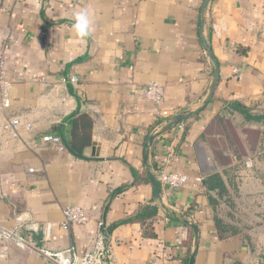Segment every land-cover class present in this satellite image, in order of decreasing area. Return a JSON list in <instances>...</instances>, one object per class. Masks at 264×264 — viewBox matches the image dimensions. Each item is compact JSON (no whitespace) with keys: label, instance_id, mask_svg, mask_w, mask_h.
<instances>
[{"label":"crops","instance_id":"1","mask_svg":"<svg viewBox=\"0 0 264 264\" xmlns=\"http://www.w3.org/2000/svg\"><path fill=\"white\" fill-rule=\"evenodd\" d=\"M205 2L0 0L10 100L0 84V264L89 252L102 223L114 264H189V224L200 232L195 264H232L238 253L260 264L264 0ZM82 9L92 27L80 39L72 24ZM214 61L220 79L206 104ZM151 82L165 89L160 108L144 96ZM192 112L183 129L174 124ZM82 115L91 143L61 152L54 128L68 134ZM160 169L189 177L178 190L160 183L162 201L151 183ZM71 206L89 221L65 230Z\"/></svg>","mask_w":264,"mask_h":264},{"label":"built area","instance_id":"2","mask_svg":"<svg viewBox=\"0 0 264 264\" xmlns=\"http://www.w3.org/2000/svg\"><path fill=\"white\" fill-rule=\"evenodd\" d=\"M5 69V56L2 52H0V84H3V94L5 96L4 104L5 106H9V90L8 84L5 80ZM71 84L79 86L78 78H72ZM144 96L146 100L154 104L157 108H160L165 99V89L160 83L151 82L145 88ZM11 125L12 128L17 130L20 126V122L18 120H14ZM177 127L179 129H183V125L181 123L178 124ZM50 142L57 146L61 152L68 150L58 136L51 138ZM159 179L163 186L169 187L173 190H178L186 186L189 182V177L186 173L181 171L170 172L166 169L159 170ZM88 221L89 216L83 208L79 206H71L64 210V223L62 226L65 230H68L73 224H86ZM100 225L102 230L97 236V244L93 250L72 255H67L65 252H44L45 257L55 264H114L111 251L106 245L104 224L102 223Z\"/></svg>","mask_w":264,"mask_h":264},{"label":"trees","instance_id":"3","mask_svg":"<svg viewBox=\"0 0 264 264\" xmlns=\"http://www.w3.org/2000/svg\"><path fill=\"white\" fill-rule=\"evenodd\" d=\"M72 120V128L69 130V133H66V127L59 125L54 128V131L57 132V136L60 137L62 143L66 146L67 149H70L76 154L81 155L84 151V149L91 143V131L89 130V127H91L92 122L90 119H88L86 116H73L70 118ZM68 119V120H70ZM67 120V121H68ZM180 121H174L175 125H178ZM170 127H167V130H170ZM155 169L158 170V166ZM116 195V194H114ZM158 209L157 208H152L148 207L145 215L146 214H157ZM139 217H142L141 215ZM132 219H127L122 221L120 224H126L129 222H132ZM221 228V226H220ZM192 245H189V252L191 253ZM261 263L264 264V254L261 256ZM237 263V262H236Z\"/></svg>","mask_w":264,"mask_h":264},{"label":"water","instance_id":"4","mask_svg":"<svg viewBox=\"0 0 264 264\" xmlns=\"http://www.w3.org/2000/svg\"><path fill=\"white\" fill-rule=\"evenodd\" d=\"M212 0H206L205 2V8H207L209 6V4L211 3ZM204 44L205 46H208L207 44V41L204 40ZM209 55L210 57H212V52L209 51ZM214 65H215V71H214V75H213V82H212V87H211V90H210V94H209V97L207 98L206 100V104H208L215 91H216V88H217V84L219 82V79H220V72H219V68H218V64L214 61ZM196 112H192L190 114H187V115H179L177 116V120L179 121H183V120H186L187 118H190L192 117L193 115H195ZM154 138H151L150 140V144L147 146V152L149 153L150 151V145L152 144ZM72 154H74L73 151H71L70 149H68ZM151 183H152V186L154 188V193H155V197L159 200V201H162V195H161V184H160V181L156 178L155 175H151ZM189 226L193 229L194 231V235H195V249L190 257V260H189V264H195L196 262V256H197V253H198V247H199V229L196 225L194 224H189Z\"/></svg>","mask_w":264,"mask_h":264},{"label":"clouds","instance_id":"5","mask_svg":"<svg viewBox=\"0 0 264 264\" xmlns=\"http://www.w3.org/2000/svg\"><path fill=\"white\" fill-rule=\"evenodd\" d=\"M72 31L74 36L83 39L89 35L92 27V20L87 9H82L73 14Z\"/></svg>","mask_w":264,"mask_h":264},{"label":"rangeland","instance_id":"6","mask_svg":"<svg viewBox=\"0 0 264 264\" xmlns=\"http://www.w3.org/2000/svg\"><path fill=\"white\" fill-rule=\"evenodd\" d=\"M257 255V254H256ZM263 254L260 255V260L259 258L257 257V261L259 260V262L261 263V256ZM240 256V257H239ZM258 256V255H257ZM239 257V260L236 259V257L234 255H232L231 257V260H230V263L233 262V259H235V261L232 263V264H255L256 262V259L255 261L251 259V255L250 254H237V258ZM237 262V263H235Z\"/></svg>","mask_w":264,"mask_h":264}]
</instances>
